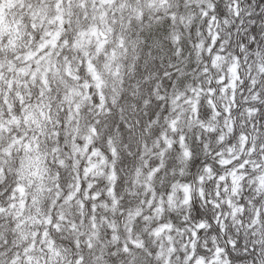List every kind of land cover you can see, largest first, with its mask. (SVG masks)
<instances>
[{"label":"clouds","instance_id":"1","mask_svg":"<svg viewBox=\"0 0 264 264\" xmlns=\"http://www.w3.org/2000/svg\"><path fill=\"white\" fill-rule=\"evenodd\" d=\"M0 264H264V0H0Z\"/></svg>","mask_w":264,"mask_h":264}]
</instances>
